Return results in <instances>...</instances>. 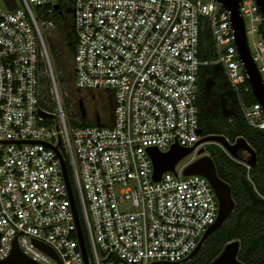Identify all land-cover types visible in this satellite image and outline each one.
Masks as SVG:
<instances>
[{"label": "built area", "instance_id": "2783aa9c", "mask_svg": "<svg viewBox=\"0 0 264 264\" xmlns=\"http://www.w3.org/2000/svg\"><path fill=\"white\" fill-rule=\"evenodd\" d=\"M14 2L10 10L4 0L0 4V260L16 240L37 264L186 261L218 212L207 178L182 175L208 143L197 144L190 152L195 156L176 168L188 153L156 181L147 149L191 147L203 137L201 66L218 63L235 93L250 90L230 12L216 0ZM238 11L264 84V40L258 34L264 14L255 0H240ZM54 13L71 20L73 87L109 94L108 121L95 116L94 124L68 129L41 34L57 31ZM206 27L216 49L212 62L199 51ZM80 106L72 112L91 120ZM241 109L250 126L264 129L260 103H241ZM61 162L71 172V195L88 243L86 262Z\"/></svg>", "mask_w": 264, "mask_h": 264}, {"label": "trees", "instance_id": "16d2710c", "mask_svg": "<svg viewBox=\"0 0 264 264\" xmlns=\"http://www.w3.org/2000/svg\"><path fill=\"white\" fill-rule=\"evenodd\" d=\"M56 26V30L65 35L66 46L72 53L74 39H72L71 20L67 14L60 16L54 13L51 17ZM258 34L264 40V20L258 26ZM200 56L212 62L216 58L209 28H204L199 37ZM72 73V72H71ZM218 76L226 78L223 68L218 63H208L200 68L198 79V102L201 108L199 125L203 136L209 134H222L228 140L234 141L237 137H243L253 148L256 156L255 165L249 170L239 162L246 158L244 151L238 152L237 160H233L217 145L209 144L207 155L212 159L217 176L229 184L231 196L234 201L232 213L226 221L214 231L206 236L203 244L197 253L190 259L176 264H209L221 251L223 246L231 241H239L237 258L244 264H264V129L252 127L246 121L241 103L251 105L255 103L250 90L240 91L233 97L234 109L227 114L221 113L218 109V86L211 87L210 93L214 101L208 105L205 98L204 87L210 80L218 81ZM73 83L71 79H66ZM248 86V84L246 83ZM221 90V88H220ZM110 103L109 94L104 95ZM72 125L94 124L93 120L86 121L84 117L76 113L70 117ZM67 172L71 180V172L67 167ZM77 215L81 231L84 234L85 246L88 249L85 237V228L82 222L78 203L75 200ZM166 264V263H159Z\"/></svg>", "mask_w": 264, "mask_h": 264}, {"label": "water", "instance_id": "95a60500", "mask_svg": "<svg viewBox=\"0 0 264 264\" xmlns=\"http://www.w3.org/2000/svg\"><path fill=\"white\" fill-rule=\"evenodd\" d=\"M221 2L223 6L230 12V22L233 28L234 44L236 51L238 53L239 59L243 63L247 75V83L250 87V92L256 102L260 103L262 112L264 114V84L261 81L258 69L252 59L250 50L248 48L243 20L239 15L238 2L240 0H216ZM7 8L10 10L15 6L14 0H4ZM259 10L264 14V0H255ZM57 8V5L54 6ZM81 108V106H80ZM40 114L44 115L41 111ZM210 143V144H220L224 149L235 159L238 158V151H244L248 154L245 162L251 166L256 163V156L253 148L246 142L243 137H237L233 143H230L227 138L222 134H209L201 137L193 146L191 147H181L177 144L170 146L169 150L166 152H160L155 147H150L147 149L151 162H152V179L159 180L161 174L166 171L174 172V167L176 164L188 153H190L194 147L199 143ZM197 154L200 155L194 161L187 164L183 170L182 175H192L198 174L207 178L209 184L211 185L218 203L217 217L213 224H211L206 230L203 237L200 239L199 243L195 249L187 256L186 260H190L199 250L206 236L209 235L216 228L220 227L232 213L234 208V201L231 196V189L228 183L221 180L215 171V166L212 159L205 154L204 146H201L197 150ZM61 168L63 173L64 181L67 185L69 198L71 201V209L73 212L74 223L76 227V234L79 240V244L83 253V258L86 262V252L84 247V241L82 237V232L80 228V223L78 215L76 212V207L74 200L71 195L70 183L68 179L67 169L63 162H61ZM34 244L45 251L49 255L56 257L53 250L46 244L34 241ZM239 250V241L231 240L227 242L220 253L209 263V264H244L237 258V253ZM0 264H37L31 258L22 253V251L17 246L16 240H13V247L8 256L0 260ZM152 264H159L158 262H153ZM175 264V263H166Z\"/></svg>", "mask_w": 264, "mask_h": 264}, {"label": "rangeland", "instance_id": "374dc122", "mask_svg": "<svg viewBox=\"0 0 264 264\" xmlns=\"http://www.w3.org/2000/svg\"><path fill=\"white\" fill-rule=\"evenodd\" d=\"M0 0V4H1ZM33 9L35 7L33 6ZM41 34L44 39L45 47L48 53V57L51 63L52 72L54 74L55 83L57 91L60 97V104L65 113V120L68 129L73 127L70 117L74 114L72 112L77 108V105L80 103L82 108L85 109L87 113V119L94 118L95 116L99 117L101 120H106L109 118L111 113V107L108 100H106L103 93L89 90H79L77 91L73 87V83L68 82L66 79H71L73 74V62H72V53L68 50L66 46L65 35L61 34L58 31H52L48 34L47 30L41 29ZM72 39H75V36L72 34ZM258 37H255V40ZM252 39L248 37V44L251 47ZM94 120V119H91ZM209 144L204 145L205 150H208ZM196 153V152H195ZM195 153H190L183 161L177 164L176 168L190 156ZM219 228V227H218ZM216 228L215 230H217ZM214 230V231H215ZM212 231L211 233H214Z\"/></svg>", "mask_w": 264, "mask_h": 264}, {"label": "flooded vegetation", "instance_id": "af4514ba", "mask_svg": "<svg viewBox=\"0 0 264 264\" xmlns=\"http://www.w3.org/2000/svg\"><path fill=\"white\" fill-rule=\"evenodd\" d=\"M217 86H218V94H216V96L218 98V104L220 106L218 110L223 114H227L234 109L233 106L234 90L230 86L227 78L223 79L221 76H218V81L210 80V82L206 84L204 89H206L205 98L208 101L207 107L214 101V97L210 93L211 87H217ZM238 152H241V150H239ZM205 154H207L206 150H205Z\"/></svg>", "mask_w": 264, "mask_h": 264}]
</instances>
